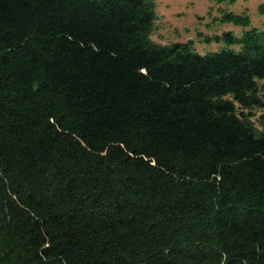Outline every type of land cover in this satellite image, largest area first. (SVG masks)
I'll list each match as a JSON object with an SVG mask.
<instances>
[{"label":"trees","instance_id":"obj_1","mask_svg":"<svg viewBox=\"0 0 264 264\" xmlns=\"http://www.w3.org/2000/svg\"><path fill=\"white\" fill-rule=\"evenodd\" d=\"M157 18L0 0V264H264V28L200 53Z\"/></svg>","mask_w":264,"mask_h":264},{"label":"rangeland","instance_id":"obj_2","mask_svg":"<svg viewBox=\"0 0 264 264\" xmlns=\"http://www.w3.org/2000/svg\"><path fill=\"white\" fill-rule=\"evenodd\" d=\"M158 18L152 39L161 44L191 41L200 53L216 51L224 42L205 41L207 37L232 32L240 36L249 28H264V0H155ZM247 16L249 26L225 22L224 13ZM262 111H258L257 116ZM257 116L255 119H257Z\"/></svg>","mask_w":264,"mask_h":264}]
</instances>
